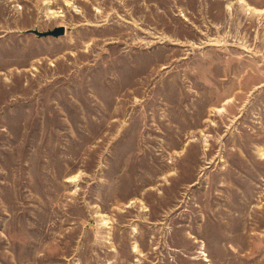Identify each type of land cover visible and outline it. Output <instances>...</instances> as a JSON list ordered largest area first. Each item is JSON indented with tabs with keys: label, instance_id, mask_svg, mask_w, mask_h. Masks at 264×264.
I'll list each match as a JSON object with an SVG mask.
<instances>
[{
	"label": "rangeland",
	"instance_id": "374dc122",
	"mask_svg": "<svg viewBox=\"0 0 264 264\" xmlns=\"http://www.w3.org/2000/svg\"><path fill=\"white\" fill-rule=\"evenodd\" d=\"M0 264H264V0H0Z\"/></svg>",
	"mask_w": 264,
	"mask_h": 264
},
{
	"label": "water",
	"instance_id": "95a60500",
	"mask_svg": "<svg viewBox=\"0 0 264 264\" xmlns=\"http://www.w3.org/2000/svg\"><path fill=\"white\" fill-rule=\"evenodd\" d=\"M35 35H37V37H54V38H58V37H62L65 34V29L64 27H57L52 31H48V32H44V33H38V32H34Z\"/></svg>",
	"mask_w": 264,
	"mask_h": 264
},
{
	"label": "bare ground",
	"instance_id": "6f19581e",
	"mask_svg": "<svg viewBox=\"0 0 264 264\" xmlns=\"http://www.w3.org/2000/svg\"><path fill=\"white\" fill-rule=\"evenodd\" d=\"M247 7V6H246Z\"/></svg>",
	"mask_w": 264,
	"mask_h": 264
}]
</instances>
